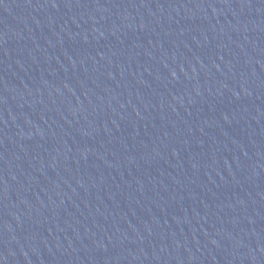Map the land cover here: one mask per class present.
<instances>
[{
  "label": "water",
  "instance_id": "95a60500",
  "mask_svg": "<svg viewBox=\"0 0 264 264\" xmlns=\"http://www.w3.org/2000/svg\"><path fill=\"white\" fill-rule=\"evenodd\" d=\"M0 264H264V0H0Z\"/></svg>",
  "mask_w": 264,
  "mask_h": 264
}]
</instances>
